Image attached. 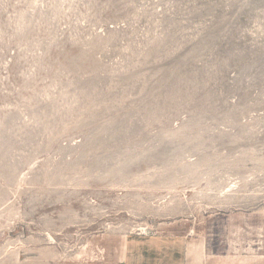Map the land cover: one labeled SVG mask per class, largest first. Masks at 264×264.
Masks as SVG:
<instances>
[{
	"label": "rangeland",
	"instance_id": "374dc122",
	"mask_svg": "<svg viewBox=\"0 0 264 264\" xmlns=\"http://www.w3.org/2000/svg\"><path fill=\"white\" fill-rule=\"evenodd\" d=\"M153 239L264 264V0H0V264Z\"/></svg>",
	"mask_w": 264,
	"mask_h": 264
},
{
	"label": "crops",
	"instance_id": "0c3cea01",
	"mask_svg": "<svg viewBox=\"0 0 264 264\" xmlns=\"http://www.w3.org/2000/svg\"><path fill=\"white\" fill-rule=\"evenodd\" d=\"M164 243L154 239L128 241L124 260L132 264H152L154 257L164 251Z\"/></svg>",
	"mask_w": 264,
	"mask_h": 264
}]
</instances>
